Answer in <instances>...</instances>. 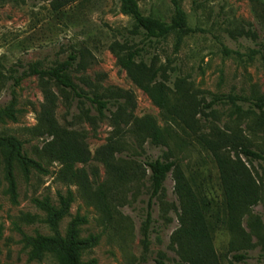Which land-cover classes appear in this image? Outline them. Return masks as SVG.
<instances>
[{"label":"rangeland","instance_id":"rangeland-1","mask_svg":"<svg viewBox=\"0 0 264 264\" xmlns=\"http://www.w3.org/2000/svg\"><path fill=\"white\" fill-rule=\"evenodd\" d=\"M135 3L140 14L151 21H169L178 7L187 26L198 29L184 37L176 52L173 36L151 42L143 36L135 38L137 46L142 47L143 59L156 58L157 65L166 66L170 104L175 105V113L180 116L194 115V128L177 126L130 80L111 54L109 45L119 41L117 30H131L133 26L132 19L123 13L120 0H0V137H15L22 142V150L29 158L39 160L36 151L49 139L46 135L39 137L35 131L45 97L37 77L24 73L32 65L44 69L55 66L78 50L87 53L85 68L77 71L74 66L69 75L82 92L89 94L92 88L101 93L128 92L134 104L131 119L151 120L172 136L170 152L165 147L152 146L149 141L139 147L132 126L116 130L109 112L99 117L88 102L79 101L71 91L49 80L47 88L54 97L55 123L81 140L86 161L75 167L85 172L91 191L98 185L108 186L111 217L93 206L78 186L68 181L59 163L38 161L40 169L29 168L25 172L14 161V187L10 190L0 150V264H56L50 255L41 260L30 259L31 249L25 246L22 236H50L45 212L36 201L48 200L58 206L59 196H66L68 191L73 202L68 216L59 224L61 234H65L69 221L79 216L85 220L80 226V237H97L96 245L84 252L83 260H93L94 264H155L162 257L165 264H172L177 256L170 248V237L179 225L180 213L171 174L151 207L147 250L143 251L141 245L151 190L143 162L164 159L168 154L178 161L188 180L202 185L204 196L211 201L215 223L212 244L218 264H264V161L241 158L261 196L247 210L239 225L240 233L235 235L223 221L216 222V217L222 219L224 213L218 172L197 139L211 135L210 127H215L217 139L220 133L236 135L252 150L264 151V130L256 124L259 112L253 107L258 98H264V0ZM252 35L254 38L248 37ZM86 108L91 110V120L83 116ZM111 142L118 150L113 163L128 171L129 180L123 184L113 183L109 168L98 155ZM133 170L136 175L131 174ZM26 215L37 220L31 223ZM250 225L256 229L252 230ZM240 254L246 258L236 263L232 257Z\"/></svg>","mask_w":264,"mask_h":264},{"label":"trees","instance_id":"trees-1","mask_svg":"<svg viewBox=\"0 0 264 264\" xmlns=\"http://www.w3.org/2000/svg\"><path fill=\"white\" fill-rule=\"evenodd\" d=\"M120 1L123 13L132 19L133 26L131 30H117L119 41H114L109 45L111 54L130 80L177 126L184 129L194 128L196 124L194 115L184 116L183 114L180 116L175 113V105L170 104L165 85L170 78L166 66L157 65L156 58L151 61L143 59L142 47L137 46L135 38L143 36L144 40L151 42L165 40L169 36H173V50L176 52L184 37L195 33L198 29L187 26L184 14L178 7L175 8V16L169 21H151L140 14L135 0ZM248 37L254 38V35ZM224 52L227 53V50L224 49ZM86 54L82 50L74 51L67 56L66 60L55 66L44 69L38 65H32L24 73V76L37 77L45 97V104L39 113L35 131L38 132L39 137L46 135L49 139L36 151L39 160L29 158L22 150V142L13 136L0 137V150L3 152L10 190L14 187L12 176L14 161H17L25 172L29 168L40 169L38 161L47 160L50 163H59L62 166L61 172L68 178V181L76 184L84 196L89 201L91 200L93 206L105 210L104 213L111 217L110 200L106 195L108 186L98 185L94 191H91L87 175L82 169L75 167L76 164L86 161V151L81 140L77 139L73 132L60 129L55 123L52 111L54 97L47 88V82L50 80L56 86L71 91L79 101L88 102L99 117H103L105 112H109L111 123L116 130L122 126H132V133L139 147L149 141L152 146L165 147L167 152H170L172 136L169 132L159 129L151 120H132L131 109L134 104L128 92L114 90L101 93L94 88L90 90L89 94L82 92L72 82L69 73L74 66L78 69L77 71L84 70ZM261 57L264 61V53H261ZM83 82L90 85L88 81L83 80ZM214 102V100L211 101L208 106L211 107ZM253 107L259 112L256 124L264 130V98H258L253 103ZM235 109L237 113H241L240 108L235 107ZM90 111L89 108H86L82 113L84 117L91 120L93 117L90 116ZM130 120H132L131 123ZM210 128L212 129L211 135H200L197 139L211 157L218 172L224 213L222 219L216 217V222L223 221L233 234L238 235L241 219L250 207L259 202L261 196L256 180L241 158H244L245 161H264V151L252 150L236 135L229 137L220 133L217 139V129ZM117 152V147L114 146V142H111L102 147L98 155H100V161L109 168L110 179L113 183L123 184L129 180L128 171L113 163V161H117L115 159ZM143 165L148 171L151 187L142 227L141 245L143 251L148 248L149 229L152 221L151 207L154 200L158 199L167 175L171 174L180 213L178 214L179 225L173 230L170 237V248L177 256V260L172 264H218L212 244V233L215 227L212 220L214 215L210 212L211 201L204 196L202 185L192 179L188 180L178 161L171 154L164 156V159L162 157L146 159ZM131 174L134 175L135 170ZM72 202L73 197L70 191L64 197L59 196L58 206L52 205L48 200L36 201V205L45 212L44 222L49 225L52 234L50 236L40 234L22 236L25 246L31 249L30 259L41 260L44 256L50 255L56 264H94L93 260H83L84 252L93 248L97 243V237H80V226L85 222L84 218L79 216L72 218L64 235L59 230V224L64 217L68 216ZM26 218L31 223L37 220L35 216L26 215ZM250 227L252 230L256 229L254 225H250ZM245 258L246 255L242 254L232 257L236 263ZM155 264L165 263L160 257L155 261Z\"/></svg>","mask_w":264,"mask_h":264}]
</instances>
